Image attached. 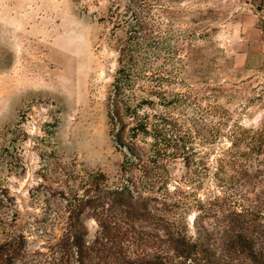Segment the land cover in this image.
<instances>
[{
	"label": "rangeland",
	"instance_id": "rangeland-1",
	"mask_svg": "<svg viewBox=\"0 0 264 264\" xmlns=\"http://www.w3.org/2000/svg\"><path fill=\"white\" fill-rule=\"evenodd\" d=\"M263 17L264 0H0V264H264ZM122 49L145 168L114 139Z\"/></svg>",
	"mask_w": 264,
	"mask_h": 264
},
{
	"label": "trees",
	"instance_id": "trees-1",
	"mask_svg": "<svg viewBox=\"0 0 264 264\" xmlns=\"http://www.w3.org/2000/svg\"><path fill=\"white\" fill-rule=\"evenodd\" d=\"M131 57L132 55H130L128 51L126 52V50L124 49L120 51V57H119L120 68L118 70L117 73L118 75L116 77V81L113 85V89L110 96V104L112 107L111 116L113 121L115 119V121L117 120L118 123H120L114 135V139L116 140L117 144L121 147L126 148V152H127L126 155H128L129 158L132 159V163H136L139 165L141 164L142 166H144L146 162L145 159H143L144 156L143 149L136 144L137 141L136 137L138 136L139 133L145 131L148 122L144 121L145 119L140 118L139 121H137L136 123V127L132 128L131 132H127L125 123H123V118H122L123 111L121 110L124 109L125 113H129V110L132 108L134 113L138 114L137 106L139 105V102L135 107L131 106L130 104L126 105V103L125 106H123L122 104L123 101L121 99V94L123 89L122 83L124 82L128 83L130 78L129 59H131ZM145 167L146 165L144 166V168Z\"/></svg>",
	"mask_w": 264,
	"mask_h": 264
},
{
	"label": "built area",
	"instance_id": "built-area-1",
	"mask_svg": "<svg viewBox=\"0 0 264 264\" xmlns=\"http://www.w3.org/2000/svg\"><path fill=\"white\" fill-rule=\"evenodd\" d=\"M264 18V17H263Z\"/></svg>",
	"mask_w": 264,
	"mask_h": 264
}]
</instances>
